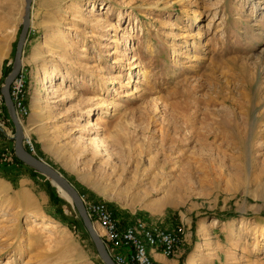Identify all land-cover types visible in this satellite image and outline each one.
I'll return each instance as SVG.
<instances>
[{
	"label": "rangeland",
	"instance_id": "rangeland-1",
	"mask_svg": "<svg viewBox=\"0 0 264 264\" xmlns=\"http://www.w3.org/2000/svg\"><path fill=\"white\" fill-rule=\"evenodd\" d=\"M23 9L0 0V88ZM21 69L23 136L80 196L183 225L217 264H264V0H33ZM2 98L1 166L15 135ZM32 171L55 211L0 182V264H103Z\"/></svg>",
	"mask_w": 264,
	"mask_h": 264
},
{
	"label": "built area",
	"instance_id": "built-area-1",
	"mask_svg": "<svg viewBox=\"0 0 264 264\" xmlns=\"http://www.w3.org/2000/svg\"><path fill=\"white\" fill-rule=\"evenodd\" d=\"M10 97L18 118H26L29 109L26 104V80L21 69L10 85ZM0 110V130H4L5 120ZM6 121H9L6 119ZM22 144L31 154L34 148L23 136ZM13 147L2 155L6 166L16 165ZM87 215L91 222L102 232L101 240L114 264H154L147 250H158L165 257L173 258L179 253L185 235L183 225H176L170 230L162 229L155 223H149L142 218H134L128 224L118 218L104 203L90 202L81 196Z\"/></svg>",
	"mask_w": 264,
	"mask_h": 264
},
{
	"label": "water",
	"instance_id": "water-1",
	"mask_svg": "<svg viewBox=\"0 0 264 264\" xmlns=\"http://www.w3.org/2000/svg\"><path fill=\"white\" fill-rule=\"evenodd\" d=\"M32 2L33 0H24L22 27L16 43L12 70L9 73V75L6 77L3 85L0 88V94L3 97L4 105L8 111L11 122L15 128V135L13 137L14 154L15 157L23 164L39 172L41 175L46 177L50 182L55 183L59 188H61L65 192V194L70 198L74 208L77 211L79 218L81 219L86 231L88 232L90 238L92 239L102 263L114 264L111 258L109 257L101 238L98 236L97 232L95 231V227L87 215L81 196L74 188V186L57 170H55L47 163L43 162L41 159L35 157L30 152H28L22 144L23 129L16 115L15 108L10 97V85L14 81V79L18 76L22 67V56L24 52V46L28 38L29 27H30Z\"/></svg>",
	"mask_w": 264,
	"mask_h": 264
},
{
	"label": "crops",
	"instance_id": "crops-1",
	"mask_svg": "<svg viewBox=\"0 0 264 264\" xmlns=\"http://www.w3.org/2000/svg\"><path fill=\"white\" fill-rule=\"evenodd\" d=\"M33 171L25 164L16 163L13 166L0 165V182L5 190H11L15 196L24 200L23 206L29 210H37L39 212H54L55 208L50 205L51 196L48 194V187H44L41 178L38 176L32 177ZM125 224L134 220V218H142L149 223L158 224L159 227L165 230H170L178 224L174 222L165 223L160 219H153L142 215H137L132 218L126 216L121 217ZM203 255L201 245L193 243L191 235L186 234L185 242L179 250V254L173 258L165 257L158 250H147L148 255L154 264H217V254H214L213 249ZM208 255H211L208 257ZM197 257V261L194 260ZM219 264L220 261H219Z\"/></svg>",
	"mask_w": 264,
	"mask_h": 264
},
{
	"label": "bare ground",
	"instance_id": "bare-ground-1",
	"mask_svg": "<svg viewBox=\"0 0 264 264\" xmlns=\"http://www.w3.org/2000/svg\"><path fill=\"white\" fill-rule=\"evenodd\" d=\"M85 4V3H84ZM89 5V4H88ZM86 6V5H85ZM79 7V6H78ZM78 7H76L77 9H78ZM31 8H32V6H31ZM80 9V8H79ZM82 10V9H81ZM85 10V9H84ZM69 13V12H68ZM71 13V12H70ZM73 14V13H72ZM68 15V14H67ZM70 16V15H69ZM30 18H31V16H30ZM68 19H69V17H68ZM70 19H72V17L70 18ZM69 19V20H70ZM102 20L100 19V20H98V21H96V23H100ZM104 22V21H103ZM142 76L143 77H145V73H143L142 74ZM44 86V85H43ZM45 88H46V86H44ZM105 88H106V83L104 84V86L103 87H101L100 88V90L102 91L103 90V92H104V90H105ZM43 89V88H42ZM49 90V89H48ZM43 91H44V89H43ZM93 91V90H92ZM46 92H47V90H46ZM95 92V91H94ZM46 94H48V93H46ZM41 95V94H40ZM45 95V94H44ZM42 96V95H41ZM43 97V96H42ZM46 97H47V95H46ZM45 99V98H44ZM43 102V101H42ZM103 105H105L104 104V102H103ZM109 106V104H106V107H108ZM21 123V122H20ZM23 135H25L24 134V132H23ZM95 142V141H94ZM51 183H53V182H51ZM53 185H55L56 186V188H57V191L60 193V195L62 196V197H64V198H66L69 202H71V200H70V198L65 194V192L61 189V188H59L55 183H53ZM95 231H96V229H95ZM98 233V232H97ZM99 236V235H98ZM203 246H205V244H203ZM196 260V259H195Z\"/></svg>",
	"mask_w": 264,
	"mask_h": 264
},
{
	"label": "trees",
	"instance_id": "trees-1",
	"mask_svg": "<svg viewBox=\"0 0 264 264\" xmlns=\"http://www.w3.org/2000/svg\"><path fill=\"white\" fill-rule=\"evenodd\" d=\"M2 100H3V98H2ZM16 162L17 163H21V164H23L21 161H19L18 159H16Z\"/></svg>",
	"mask_w": 264,
	"mask_h": 264
}]
</instances>
